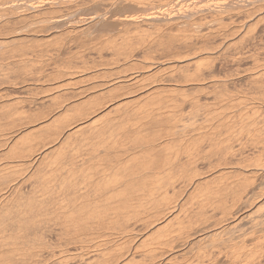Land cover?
I'll return each mask as SVG.
<instances>
[{
	"label": "bare ground",
	"instance_id": "1",
	"mask_svg": "<svg viewBox=\"0 0 264 264\" xmlns=\"http://www.w3.org/2000/svg\"><path fill=\"white\" fill-rule=\"evenodd\" d=\"M0 264H264V0H0Z\"/></svg>",
	"mask_w": 264,
	"mask_h": 264
},
{
	"label": "rangeland",
	"instance_id": "2",
	"mask_svg": "<svg viewBox=\"0 0 264 264\" xmlns=\"http://www.w3.org/2000/svg\"><path fill=\"white\" fill-rule=\"evenodd\" d=\"M2 18H3V19H5V18H6V16H5V17H2ZM10 21L12 22V20H10ZM11 22L9 23L10 25H12V23H11ZM2 36H3V35H2ZM2 36H1V37H2ZM168 71H169L168 69H165V72H167L166 74H168V73H169ZM165 72H162V73H165Z\"/></svg>",
	"mask_w": 264,
	"mask_h": 264
}]
</instances>
